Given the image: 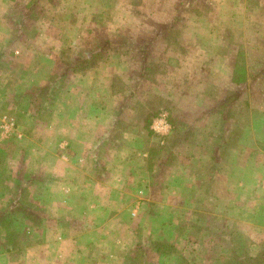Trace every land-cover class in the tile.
Instances as JSON below:
<instances>
[{
	"label": "rangeland",
	"instance_id": "374dc122",
	"mask_svg": "<svg viewBox=\"0 0 264 264\" xmlns=\"http://www.w3.org/2000/svg\"><path fill=\"white\" fill-rule=\"evenodd\" d=\"M34 1L0 0V264H264V0Z\"/></svg>",
	"mask_w": 264,
	"mask_h": 264
},
{
	"label": "trees",
	"instance_id": "16d2710c",
	"mask_svg": "<svg viewBox=\"0 0 264 264\" xmlns=\"http://www.w3.org/2000/svg\"><path fill=\"white\" fill-rule=\"evenodd\" d=\"M37 1L38 0H35L34 3L35 2L37 3ZM51 1H55V0H51ZM29 9H30V16L31 15L32 16L33 15L37 16V14L34 13V11H32V7L29 6ZM124 53L126 54L127 51H125ZM101 55H102V51L101 50H99V51H91V52H86V53H80V57H79V60L77 62L76 61L74 63H70L69 62L68 64L65 62V64L73 72H83V71H85V68L94 67L96 65V63L100 61ZM147 60H148V62L145 60V58L143 60L144 64H145V69H144V73L142 74V77L144 79H146L147 81H149L150 80V76H153V74L155 76L156 72H158L161 69L162 64H161L160 60L155 61L156 59L154 60L153 58L149 59V57H148ZM63 73H64V71H63ZM110 90L112 91V93H111L112 95L119 94L121 92V90L117 89V86H116L115 82H113L111 84ZM130 95L132 96V94H130ZM133 96L135 97V95H133ZM146 98H148V97H145L144 99H146ZM159 98H160L159 94H157L156 92L152 91V103H154L155 100H158ZM143 100H139V97H138V99L135 98L130 103L143 106L144 105L143 102L144 101L147 102V100H144V101ZM160 103H161V107L164 106V108H168L163 101L160 102ZM139 109L141 110V108H139ZM136 110H137V108H136ZM160 113H161L160 106H156V107L152 106V109H148V111L146 113H144L143 116L140 113V115L142 116V122L144 123L143 129L147 131V134L149 136H153V135L155 136L153 130L150 129L151 128V123L157 116L161 115ZM49 115L51 117V114H49ZM137 115H138V117H140L138 113H137ZM5 215L0 218V225L6 227V229H7V236L6 237L8 239L4 243V245H1V246L3 247L4 250H6L8 252L9 251L12 252V251H15V250H21V249L24 248V245H23L24 242L22 244H20V242L14 243V240H13V238L17 237L18 231L16 229H15V231L11 230V228L13 227V223H15V222H12V219H10L12 214L9 215L8 217L5 216ZM33 215H35L36 218L33 220L32 225H37L41 218L37 214H33ZM14 236H16V237H14ZM11 245H13V246H11Z\"/></svg>",
	"mask_w": 264,
	"mask_h": 264
},
{
	"label": "crops",
	"instance_id": "0c3cea01",
	"mask_svg": "<svg viewBox=\"0 0 264 264\" xmlns=\"http://www.w3.org/2000/svg\"><path fill=\"white\" fill-rule=\"evenodd\" d=\"M215 173L214 174H217V173H219L220 172V169H218V170H213ZM53 181V184L52 185H55L56 184V186L54 187V188H58L59 186H63V187H60V189H62V188H64L65 186H64V184H63V181H61V182H59V181H57V179L56 178H54V179H52ZM68 193H71L70 192V190L69 189H67L66 190ZM249 193H253V191H251V192H249ZM71 197V196H70ZM239 205H240V203H239ZM258 208V207H257ZM252 211H253V209H252ZM255 214V213H254Z\"/></svg>",
	"mask_w": 264,
	"mask_h": 264
}]
</instances>
